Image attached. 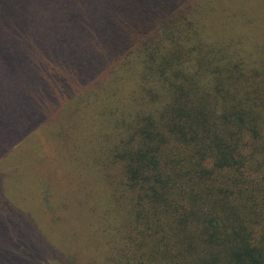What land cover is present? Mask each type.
<instances>
[{
    "label": "trees",
    "instance_id": "16d2710c",
    "mask_svg": "<svg viewBox=\"0 0 264 264\" xmlns=\"http://www.w3.org/2000/svg\"><path fill=\"white\" fill-rule=\"evenodd\" d=\"M30 1L0 0V22L34 29L22 14ZM82 1L44 0L54 22L35 31L32 57L20 58L25 35L8 36L6 51L0 44L9 83L56 81L63 96L50 109L76 98L81 118L99 124L98 162L83 158L84 169L71 160L62 167L64 153L44 165L53 181L21 183L10 176L15 168L0 165L8 248L0 264L80 260L36 241L25 248L22 216L30 233L39 218L73 239L84 223L97 234L93 263L264 264V38L245 33L246 13L233 0H104L92 20L81 17ZM58 21L74 30L71 44L54 40ZM31 122L44 129L32 142L48 144L55 121ZM66 165L81 178L66 182Z\"/></svg>",
    "mask_w": 264,
    "mask_h": 264
},
{
    "label": "rangeland",
    "instance_id": "374dc122",
    "mask_svg": "<svg viewBox=\"0 0 264 264\" xmlns=\"http://www.w3.org/2000/svg\"><path fill=\"white\" fill-rule=\"evenodd\" d=\"M54 1L56 3L59 2V0ZM67 1L68 0H61L60 3ZM69 1L67 3H69ZM103 1L104 0H83L81 2L83 4V10L80 11L81 17L83 19L92 20V11H95L97 6ZM40 2L41 5H38L36 0H31L22 12V14L26 13L30 15L28 19L32 18L34 29L32 27L29 28L27 23L25 28L14 30L16 23H11L9 21L0 22V44H2L5 51L9 49L8 42L6 41L7 37L11 35L12 38H14L13 33L15 32L18 33L16 34V40L22 39L24 35L26 36L27 47H25L20 58H30L34 55L35 44L40 42L39 36L35 31L38 28H44L46 25L54 22L51 17L50 6L47 5L44 0H41ZM233 2H237V5H239L246 13L245 21L243 22L247 24L245 33L250 34L253 37L259 35L260 38H264V0H233ZM8 7L9 5H6V10ZM12 10L19 12V8L17 7ZM102 15L105 16V10H103ZM80 21H74V26H79ZM10 26L13 27V32H9ZM66 26V23L60 21L54 24L52 36L57 43H60L62 40L66 45L71 44V39L75 32L74 30H68ZM27 28L29 29L27 30ZM239 34H244V31L241 30ZM13 49L16 50L19 48L13 44ZM53 51V47L48 48V53H53ZM7 78L8 74L5 72L3 60L0 57V110L2 112V116H0V153L5 152L12 158H15L16 156L19 157L18 160H14L6 156H0V165L9 164L13 169L15 168L10 176L14 178L16 182L18 179L21 183H24V180L26 179H30L29 181L34 183L35 181H44V179L53 181L50 174H42L47 169L44 165H47L50 159L58 161L61 158L63 160L62 154L64 153L65 159L64 162H62V167L68 162V160L77 161L81 164L82 169H84V166L82 165L83 158H88L89 161L94 164L98 162V155L93 147V140H97L99 137L97 131L99 124L93 121H85V119L83 120L81 118L79 111L76 109V98L70 96L69 98H73L71 103L69 102L70 99H65L66 97L60 100L56 99V105H59L56 109L54 107V109L51 110L49 105L51 104L53 106L52 101L54 97L63 96L62 91L57 86H54L59 85L58 82H53L55 83L54 85L52 80L49 84L46 82L35 81L32 83H15L12 85L13 83H9ZM65 100L68 102L64 105ZM43 104L46 106L45 109L41 108ZM62 105V116H60L62 118L59 119L56 115H58V110ZM33 117L38 119V124L43 120L46 122L48 120H50V122H52V120L55 121L50 126L47 124V133L49 136L47 138L49 139L48 144L45 142L34 144L32 142L35 141L36 138L34 131L39 134L44 131L42 128H35L36 125H33L31 122ZM91 118H94V116L92 115ZM22 127L26 129L25 132L29 131L30 135L23 134L21 141L16 143L17 146H12L11 141L15 138L16 133H18ZM55 140L58 141L55 143ZM51 141L57 146L53 144V147L48 148ZM47 149L51 151L47 152ZM42 152H44V154H41ZM66 166L69 168V170L63 168L66 182L81 178L82 174L80 170H70V167L68 165ZM55 197H53V199ZM64 202L67 205L69 199L65 198ZM59 204H61L60 201ZM22 215L29 216L31 213L26 211ZM33 216H35L34 218L36 219V215L33 214ZM64 218L66 221L68 220L66 215H64ZM10 221L14 222V219L11 218ZM21 221V229L19 232L20 239L18 240L25 248L29 246V242L36 241L44 248L55 251L68 250L72 256L77 255L80 260H74L75 264H103L102 262L93 263L91 262L92 260H89V258L92 257L90 243L94 241L97 234L94 235L92 230H88L84 223L75 225L78 233L76 239H73L67 235L64 229L59 228L57 224L48 226L43 223V219L41 220L37 218L32 233L28 230V226L24 225L23 216L21 217ZM6 245V238L0 236V260L7 254L8 248H6ZM42 263L74 264L71 263L70 260H62L60 263H57L55 260L51 259L42 260Z\"/></svg>",
    "mask_w": 264,
    "mask_h": 264
}]
</instances>
